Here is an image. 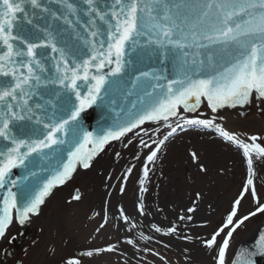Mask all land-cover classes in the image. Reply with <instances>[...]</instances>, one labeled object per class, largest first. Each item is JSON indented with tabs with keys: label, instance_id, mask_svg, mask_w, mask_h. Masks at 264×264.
<instances>
[{
	"label": "snow or ice",
	"instance_id": "snow-or-ice-1",
	"mask_svg": "<svg viewBox=\"0 0 264 264\" xmlns=\"http://www.w3.org/2000/svg\"><path fill=\"white\" fill-rule=\"evenodd\" d=\"M58 2L67 10V14L61 13L66 24L72 23L68 15L86 11L90 17L89 24L96 29L90 31L92 39L85 40L91 52L86 59L72 54L66 40L63 47L59 46L60 32L41 29L46 35L35 38L20 32L14 34L17 14L27 11L23 5L50 11L40 0H0L4 6L0 11V77L4 78L0 79V138L13 145L0 147V188L9 183L12 187L17 186V182L11 179L12 170L23 165L33 153L43 154L44 149L65 143L62 136L68 135L70 126L79 125L82 113L96 103L109 83L105 68H109L112 77L125 71L126 63H130L125 60L129 46L132 51L139 48L140 54L148 59L171 62L177 69L178 78L169 80L167 76L157 74L156 70L140 71L134 80L136 85L143 84L145 99L131 122L95 139L92 133H84V143H77L74 150H69L68 162L62 165V170L56 171L38 192L32 194L22 210L17 208V194L8 188L0 209V239L6 238L16 219L13 210L18 213L20 225L29 221L31 215L38 216L53 189L70 181L77 165L90 169L93 158L109 141L119 140L147 122H168L171 117L179 116L181 110L195 112L203 103L215 115L185 119L184 122L189 126H215L222 137L243 149L250 169L247 185L251 186L245 187L243 193L253 196L256 204L253 211L238 215L243 196L237 198L226 222L204 241L209 249L217 250L218 264H225L233 233L251 217L264 214V202L256 197L251 178L254 175L251 172V153L264 155V147L256 142L257 136L251 137L253 143H243L216 123L218 118H223L222 112L228 109L254 104L264 106V0H115L110 12L102 11L97 0H83L86 9H81L71 0ZM97 17L107 25L106 40L97 39L105 35V31L96 27ZM137 38H144V43L141 44ZM190 49L196 51L191 52ZM161 80L167 83L162 84ZM78 82L89 85L86 95L81 94ZM49 85L60 86L53 93L54 99L61 100V93L66 94L61 101L65 107L61 110L66 111L67 118L54 119V112L48 115L47 106L56 107L52 99L45 98ZM73 95L75 101L72 100ZM260 110L264 111V107ZM21 121L42 124L47 129L43 139H31L39 130L21 126L18 124ZM167 127L171 129L169 135L176 131L170 123ZM177 127L182 126L177 124ZM24 136L28 139L20 138ZM86 144L94 146L85 148ZM145 147L151 151V146ZM157 151L159 149L147 156L149 162L155 159ZM73 199L79 201L81 197L77 194ZM156 230L160 231L159 228ZM174 231V228L169 229V232ZM217 237H220L219 241ZM260 240L258 250L248 253L237 264H255L254 256H264V236ZM106 251H113V248ZM82 255L91 257L93 252ZM68 264H81V260L73 258Z\"/></svg>",
	"mask_w": 264,
	"mask_h": 264
},
{
	"label": "rangeland",
	"instance_id": "rangeland-1",
	"mask_svg": "<svg viewBox=\"0 0 264 264\" xmlns=\"http://www.w3.org/2000/svg\"><path fill=\"white\" fill-rule=\"evenodd\" d=\"M259 107L254 104L246 110L228 109L216 123L243 143L251 144V137L259 136L264 147V111ZM212 115L202 105L195 112L181 110L168 122H147L127 133L128 139H141L135 146L138 156L113 170L112 175L110 170H102L100 180L90 175L98 166L93 159L90 169L82 168L67 184L57 187L40 214L30 221V238L20 251L13 252L11 262L68 264L76 258L81 264H218L217 250L209 249L204 241L226 222L237 198L243 196L238 215L253 211L256 204L253 196L243 193L245 187H251L247 185L250 169L243 149L222 137L215 126H189L184 122ZM167 123L176 129L172 135ZM125 139L110 141L99 156ZM145 145L151 146V151L159 149L152 162L147 160L151 151ZM251 156L256 197L264 202V155L253 152ZM143 157L136 201L129 205L123 199ZM111 183L113 188L107 186ZM77 190L79 201L73 199ZM263 222L264 214L258 213L233 233L225 264L233 263L238 246ZM172 228L175 231L169 232ZM22 233L18 225L10 236L20 240ZM8 241H3L1 248L13 251ZM110 247L113 251H106ZM88 251L93 252L91 257L82 255Z\"/></svg>",
	"mask_w": 264,
	"mask_h": 264
},
{
	"label": "water",
	"instance_id": "water-1",
	"mask_svg": "<svg viewBox=\"0 0 264 264\" xmlns=\"http://www.w3.org/2000/svg\"><path fill=\"white\" fill-rule=\"evenodd\" d=\"M40 2L44 7L49 8L50 11L45 12L42 8L34 9L28 4L23 5L27 11L26 13L17 14L18 19L15 21L17 27L13 30L14 34L16 32H20L22 35L35 38L37 36L43 37L46 35V33L42 32L41 29L60 32L61 43L59 46L63 47V41L66 40L67 48L72 54H74L77 58L82 57L86 59L91 52L90 46L85 44V40H91L92 37L90 36V31L96 30L89 24L90 17L87 12L79 11L76 15H68V19L72 21V23L66 24L61 13L67 14V10L64 8L62 3H59L58 0H40ZM71 2L77 4L81 9L87 8V5L84 4L83 0H71ZM114 2L115 0H97V4L100 5L101 10L109 12L111 11V5H113ZM3 10L4 6L0 4V11ZM77 17H79L78 22ZM109 18L111 19L110 16ZM29 20L31 23H29ZM114 22L115 21L113 20V23ZM95 24L101 31H105L107 29V25L100 21L98 17L95 18ZM97 39L106 40V31L105 35L98 36ZM137 39L140 40L141 44L144 43V38ZM98 46L99 45L97 44V47ZM0 50H2V47H0ZM189 51L195 52L196 50L190 49ZM200 51L203 52V50ZM125 60L130 61V63H126L125 71L119 76L112 77L109 68H105L104 71L108 73L109 83L105 85V89L100 93V98L97 99L96 103L93 104L91 108L86 109L85 113H82V120L79 125L70 126L68 129V135L62 136L65 143L53 145L50 149H44L43 154L33 153L27 160H25L23 165H20L12 170L11 179L17 182V186L12 187L11 183H9L5 188H0V209L3 208V200L8 194V188H11V191L17 194V208L22 210L27 202V199H29L32 194L38 192L39 189L42 188L43 184L52 178L56 171L62 170V165L68 162L69 150H74V146H76L77 143H84V133H92L93 139H95L97 136L105 135L108 131H116L121 126L131 122L135 115L138 114L139 109L143 107L142 101L145 99L143 84L136 85L134 80V77L139 75L140 71L156 70L157 74L165 75L169 80L178 78L177 69L171 62L161 63V61L156 58L148 59L140 54L139 48H137L136 51H132L131 46H129ZM49 66L51 67V61H49ZM112 67H114V65ZM0 79L4 78L0 77ZM78 83L80 84L81 94L86 95L87 87L89 85L84 82ZM160 83L166 84L167 81L161 80ZM59 88V85H49L46 90L47 95L45 98L52 99L53 103L56 105L55 108H52L51 105L47 106L49 110L48 115L51 116L53 112L55 113V116L53 117L54 119H59L61 117L67 118L66 111L61 110L65 107L61 101L66 94L61 93V100L54 99L53 93ZM159 91L160 89H157V92ZM72 100L75 101L74 95L72 96ZM134 104L137 105V107L134 108ZM202 105L203 103L198 109H200ZM18 124L28 129L34 128L39 130L36 135L31 136V139L33 140L43 139V134L47 132V129H44L42 124L37 125L34 121H21L18 122ZM20 138L28 139L27 136ZM259 141L260 139L258 137L256 142ZM5 144L9 147L13 146L9 141H5L3 138H0V147ZM93 146V144H86L85 148H92ZM80 169H82V167L77 165V170L73 173L72 179ZM33 173H35V175H33ZM60 186L63 185H57L53 189L52 194L56 191L57 187ZM77 194L79 195V191H77L76 195ZM50 196L46 198L45 203ZM44 205H42L41 208ZM13 214L16 217L13 224L18 223V213L13 210ZM32 217H34V215L30 216V218ZM13 224L9 227L8 232L12 228ZM27 224L30 226L29 223ZM31 232L32 230L30 227V232L24 233L28 236L26 240L30 238ZM261 236H264V222L254 232V234L250 236L249 239L243 241L238 246L237 252L232 259V264H237V261H242L248 253L256 252L261 243ZM1 241H3V239H0V244ZM253 259L255 260V264H264V256L262 255H256ZM0 264H4V260L0 261Z\"/></svg>",
	"mask_w": 264,
	"mask_h": 264
},
{
	"label": "bare ground",
	"instance_id": "bare-ground-1",
	"mask_svg": "<svg viewBox=\"0 0 264 264\" xmlns=\"http://www.w3.org/2000/svg\"><path fill=\"white\" fill-rule=\"evenodd\" d=\"M150 131V130H148ZM124 138H126L123 142V144H113L112 146H110L106 152L104 154H102L101 156L100 153L94 158L93 162L97 163L98 166L96 169L93 170V168L91 169L92 173L90 175H96L95 179L96 180H100L101 179V171L103 170V172L105 171H109V173L112 175L113 170H118L121 169L122 166L124 165V163H128V161L132 158H135V156H138L139 150L135 149L136 146V142H140L141 139L140 138H135V139H128V136H124ZM128 143H131V145H128ZM135 149V150H134ZM123 151V152H122ZM122 152V154H121ZM135 153L132 157V154ZM144 158H140L139 161H141V164L139 167H137L133 173V176L131 177V180L128 183V189L125 193V198L123 199L124 202L129 203V205L134 204L136 201V197H135V192H137L138 190V185L142 180V169H144ZM92 162V163H93ZM95 165V164H93ZM115 177L118 175L114 172ZM110 188L114 187V184L111 183L110 185H107ZM109 188V189H110ZM108 189V190H109ZM107 191V190H106ZM105 191V193H106ZM128 208H130L128 206ZM130 210H132V208H130ZM135 212V210H134ZM143 219V218H140ZM31 221V220H30ZM28 222L29 224L31 222ZM31 225V224H30ZM16 225L14 224V226L12 227V229H15ZM12 229L9 231V233L12 231ZM3 250V249H2Z\"/></svg>",
	"mask_w": 264,
	"mask_h": 264
},
{
	"label": "flooded vegetation",
	"instance_id": "flooded-vegetation-1",
	"mask_svg": "<svg viewBox=\"0 0 264 264\" xmlns=\"http://www.w3.org/2000/svg\"><path fill=\"white\" fill-rule=\"evenodd\" d=\"M255 106L259 107V104H255ZM260 109H261V106L258 108V110L261 111ZM21 228L23 232L22 234L23 237L20 240L18 237L12 238V236H9V234L6 236V238H8L9 240L8 242L10 243V240H11V245L15 248L13 249V251H6L0 246V261L4 260L5 264H19V261L17 260H15L14 263L11 262L12 261L11 255L13 254L14 251H20L22 249V245L24 244V242L26 241V238L28 237L27 234H24V233L30 232V227L28 226L27 223H25L23 227L21 226Z\"/></svg>",
	"mask_w": 264,
	"mask_h": 264
}]
</instances>
